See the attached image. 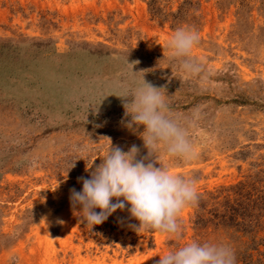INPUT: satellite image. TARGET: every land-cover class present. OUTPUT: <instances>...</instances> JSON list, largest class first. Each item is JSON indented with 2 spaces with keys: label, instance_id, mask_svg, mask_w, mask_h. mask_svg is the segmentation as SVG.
Instances as JSON below:
<instances>
[{
  "label": "rangeland",
  "instance_id": "rangeland-1",
  "mask_svg": "<svg viewBox=\"0 0 264 264\" xmlns=\"http://www.w3.org/2000/svg\"><path fill=\"white\" fill-rule=\"evenodd\" d=\"M180 27L200 34L196 75L169 59ZM0 53V264H156L193 240L230 246L240 264L247 236L194 220L200 196L206 211L222 210L230 188L264 186V0H0ZM127 60L146 70L137 79L165 88L197 153L185 161L154 150L161 166L196 182L180 239L135 231L127 208L91 228L70 204L109 138L147 155L143 126L127 127L116 97L136 87Z\"/></svg>",
  "mask_w": 264,
  "mask_h": 264
},
{
  "label": "clouds",
  "instance_id": "clouds-1",
  "mask_svg": "<svg viewBox=\"0 0 264 264\" xmlns=\"http://www.w3.org/2000/svg\"><path fill=\"white\" fill-rule=\"evenodd\" d=\"M199 41V32L187 27L177 28L167 41L169 59L190 76L201 72L192 57ZM127 63L132 66L130 75L136 87L130 99L127 91L116 97L122 99L125 117H130L127 127L136 131L143 126L140 138L147 155L141 157L136 145L124 151L109 138L107 153L90 171V178H78L82 190H70V204L79 220L91 228L102 224L118 209L127 208L139 222L132 226L135 231H157L180 239L183 235L180 216L186 207L198 202L196 182L161 166L154 150L163 146L170 158L185 161L194 159L197 153L188 129L170 110L163 93L165 88L146 81L145 74L136 78L138 73L146 72L133 70L138 60ZM94 161L86 171L93 168ZM156 264H236V255L226 244L193 240L160 256Z\"/></svg>",
  "mask_w": 264,
  "mask_h": 264
},
{
  "label": "trees",
  "instance_id": "trees-1",
  "mask_svg": "<svg viewBox=\"0 0 264 264\" xmlns=\"http://www.w3.org/2000/svg\"><path fill=\"white\" fill-rule=\"evenodd\" d=\"M2 56L3 54L0 53V58ZM1 70H4L2 65H0V79L4 80L1 77ZM235 103L242 104V102ZM230 189L235 190L234 198H226L225 203L221 206L222 210L206 211L207 202L200 196L199 210L196 213L194 224L202 230L208 222H212L215 226L221 225L242 233L248 237V242L239 252L237 262L240 264H264V251L259 249L260 246H264V236L258 235L264 224V186H256L254 183L238 184ZM208 213L213 218H206ZM253 252L257 253L255 258Z\"/></svg>",
  "mask_w": 264,
  "mask_h": 264
}]
</instances>
